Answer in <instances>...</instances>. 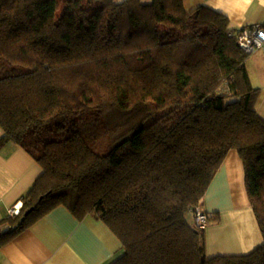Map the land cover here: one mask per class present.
<instances>
[{
  "label": "trees",
  "instance_id": "trees-1",
  "mask_svg": "<svg viewBox=\"0 0 264 264\" xmlns=\"http://www.w3.org/2000/svg\"><path fill=\"white\" fill-rule=\"evenodd\" d=\"M245 29L185 0H0V146L43 168L0 244L65 205L119 237L111 264H264V118ZM231 149L263 243L208 257L193 215Z\"/></svg>",
  "mask_w": 264,
  "mask_h": 264
},
{
  "label": "crops",
  "instance_id": "crops-1",
  "mask_svg": "<svg viewBox=\"0 0 264 264\" xmlns=\"http://www.w3.org/2000/svg\"><path fill=\"white\" fill-rule=\"evenodd\" d=\"M188 4L225 14L233 28L264 22V0H185ZM255 107L264 118V90ZM42 172L41 164L17 143L0 146V233L9 228L4 219L14 217L11 207L21 211L24 196ZM200 206L212 216L204 228L208 257L248 254L263 243L238 149L229 151ZM123 253L121 240L102 219L58 205L0 244V264H111Z\"/></svg>",
  "mask_w": 264,
  "mask_h": 264
},
{
  "label": "built area",
  "instance_id": "built-area-1",
  "mask_svg": "<svg viewBox=\"0 0 264 264\" xmlns=\"http://www.w3.org/2000/svg\"><path fill=\"white\" fill-rule=\"evenodd\" d=\"M239 45L248 53H252L259 48L264 47V22L253 24L239 34ZM20 212L17 205L11 207L10 213L15 215ZM195 224L199 228H205L210 221V214L201 209V206L196 207L194 211Z\"/></svg>",
  "mask_w": 264,
  "mask_h": 264
},
{
  "label": "rangeland",
  "instance_id": "rangeland-1",
  "mask_svg": "<svg viewBox=\"0 0 264 264\" xmlns=\"http://www.w3.org/2000/svg\"><path fill=\"white\" fill-rule=\"evenodd\" d=\"M123 0H117L121 2ZM192 4H188L186 9L191 10ZM246 66L250 81L253 87L260 88L255 101L258 100L261 90H264V47L257 49L249 54L246 60Z\"/></svg>",
  "mask_w": 264,
  "mask_h": 264
},
{
  "label": "water",
  "instance_id": "water-1",
  "mask_svg": "<svg viewBox=\"0 0 264 264\" xmlns=\"http://www.w3.org/2000/svg\"><path fill=\"white\" fill-rule=\"evenodd\" d=\"M32 209H33V208H30V209L26 212V214H28Z\"/></svg>",
  "mask_w": 264,
  "mask_h": 264
}]
</instances>
